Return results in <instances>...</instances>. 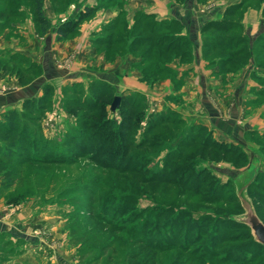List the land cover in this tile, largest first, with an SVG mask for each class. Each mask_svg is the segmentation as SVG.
<instances>
[{
    "label": "rangeland",
    "instance_id": "rangeland-1",
    "mask_svg": "<svg viewBox=\"0 0 264 264\" xmlns=\"http://www.w3.org/2000/svg\"><path fill=\"white\" fill-rule=\"evenodd\" d=\"M101 1L45 0L43 11L51 26L41 33L33 22L32 0H4L8 12L23 13L7 15L8 26L0 28L15 46L0 48V66L14 53L24 56V64L22 68L9 62L6 71H0V80L5 81L1 86L14 90L37 83L34 99L45 96L44 103L52 105L46 107L38 126L29 130L22 155L13 162L0 159V256L13 254L9 264H128L127 257L135 255L146 264L145 254L149 259L160 251L169 253V258L172 254L185 259L194 252L264 264V250L253 240L251 230L231 220L245 214L240 196L248 197L254 207L262 206V211L264 206V0H167L163 7L173 12L168 19L148 13L147 29L163 22L176 29L172 35L186 31L191 38L190 32H196L199 40L200 32L203 41L212 32L227 34L208 22L229 18L236 23L228 32L245 40L238 48L221 49L208 57L196 46L197 39H191L188 63L203 60L211 70L194 68V75L185 74L190 85L171 84L180 93L167 89L170 76L135 64L147 46L129 45L123 38L139 16L137 11L132 17L129 13L154 9L149 4L152 0H118L116 7L123 9L120 20L125 24L109 36L105 23L92 55L82 57L79 43L68 42L81 29H92L100 9L115 6ZM89 5L98 7L95 13L79 24L78 32L58 40L68 44L57 52L62 76L57 79L56 69L50 73L28 50L44 42L60 23L72 25ZM146 21L144 34L149 32ZM118 36L122 39L117 40ZM109 41L112 48L104 43ZM246 45L257 47L253 56L248 50L239 51ZM157 54L155 49L152 59ZM122 56L134 61L131 65L122 58V70L124 65L131 67L126 76L142 83L129 84L130 79H124V85L113 77L109 65ZM225 57H230L229 63L222 62ZM96 84L104 86L105 92H97ZM183 88H187L186 100L181 96ZM122 95L132 96L133 107L125 106L129 102ZM116 96L121 100L113 110ZM29 98L33 97L25 99ZM23 99L17 102L20 112ZM35 109L40 110L36 105ZM135 110L140 114L132 113ZM172 112L183 121L160 124L161 116ZM131 114L136 121L128 122L126 129L125 117L128 121ZM190 127L196 133L195 142L181 144ZM94 137L99 147L92 145ZM80 138L87 143L83 145ZM206 139L215 143L203 149ZM123 176L129 185L123 183ZM101 253L103 260L87 261ZM212 262L218 264L215 259Z\"/></svg>",
    "mask_w": 264,
    "mask_h": 264
},
{
    "label": "trees",
    "instance_id": "trees-1",
    "mask_svg": "<svg viewBox=\"0 0 264 264\" xmlns=\"http://www.w3.org/2000/svg\"><path fill=\"white\" fill-rule=\"evenodd\" d=\"M6 1L7 2H11V1L14 2L15 0H6ZM32 1H33V22L35 25H38L37 26V32L46 33L48 30V27L51 26V22L45 16L44 11H43L45 0H32ZM101 2L107 3L109 6L115 5L114 7L119 6L118 4H120V3H118V0H102ZM241 3L239 2L236 5L228 8L227 14H231L234 11V10H232V9H234L233 7L237 8ZM5 4H6V2H4V0L0 1V6H2V7H0V19H1L0 20V28H4V26H6V27L8 26L9 21L6 18L7 15L9 17L12 15H17L18 12L23 13L22 11H20L18 9H13V10H10V12H8L6 10V8L4 7ZM110 7H112V6H110ZM97 8L98 7H95L94 5L93 6L92 5L86 6V8L84 10H82V12L77 14L76 21L72 25H69L66 22L60 23L58 25V28H56V30H55L56 39L57 40H63V39L69 38V36L71 37L72 33L78 32L79 24L82 21H84L85 19H89V17H91L95 13ZM138 13H139V16L137 15V18L134 19V24H133L132 28L130 29L129 34L126 36H123V38L128 39L130 41L129 45L132 43V45H135V46H142V47L144 45L147 46L146 51L142 52L140 58L138 59L139 61L135 64H137L138 67L143 66V69H151L150 72H154L156 75H159V76L168 75V76H170V78L174 81L175 85L181 84L182 81L179 80L177 77L178 72L171 69L168 65H169V63H171L176 58L180 59L179 61H181V62L182 61L188 62L189 59H191V52L192 51L190 49H191V46L193 45L191 38H189V36L182 35L181 33H179L180 31L177 32V35H172L175 32L174 30H176V29L172 28L171 24L166 25V23L164 24L163 22L162 23H160V22L154 23L153 22L154 24H152V26H150L151 28L147 29V24H149V23H147L145 18L146 17L148 18L149 14H146L147 15L146 16L145 13H143V12H137L136 14H138ZM18 15H20V14H18ZM151 15H152V17H154L153 14H151ZM144 21H146L144 27H145V29H147L149 31L148 34L143 33L144 31L142 29V26L144 24ZM120 22L121 23L119 26H122L123 25L122 20ZM218 22H221V21L216 20L215 22H211V23L208 22L209 24L207 23V25H211V27H214V29H219V27H222L221 29H223L225 31L223 33H227V34L223 35V34H219L218 32L215 34V32H212L208 38H206V36H208V35L204 36L205 39L203 41L202 51H204V54L208 57H210L211 54H213V53H219V51L221 49L224 50V49H229V48H233V47L238 48L240 43H243L245 41L243 36L236 37L234 35H231L230 32H228L229 27L232 26L233 24H235L236 22H234L233 20H231L229 18L225 19L223 22H221V26H219ZM76 23H78V26L76 25ZM140 24H142V25H140ZM119 26H118V23H117V25L111 24V25L106 26L104 28V31L109 32L108 35L111 36V34H115L117 32L116 29ZM236 27H237V25H236ZM118 32H121V31H118ZM138 32H141V33H138ZM132 33H134V34H132ZM119 39H122V38L121 37L119 38V36H118L117 40H119ZM101 43H103V42H101ZM104 43H107L109 46L112 45L111 41L104 42ZM162 47L165 49L162 50ZM255 48H257L255 45H253V46L251 45V47H248L246 45V46H241L239 48V51L248 50L249 54L253 56L256 53ZM155 49H156V52L158 53L157 54L158 57L156 56L157 59L156 58L152 59V55H153V52L155 51ZM127 50H129V48ZM11 57L12 58L10 60H6L5 63L1 64L0 71H2V73L5 69L8 68L9 62H13V63L17 62L18 65H20L23 68L22 65L24 64V61H21L22 58L24 57L23 55L14 53V54H11ZM17 57H20L19 61H17ZM229 58L230 57H225L224 59H222V62L225 64L229 63L230 62ZM33 68H35V67H33ZM30 69H31V67L29 66L28 70H30ZM0 77H1V74H0ZM143 77L147 78L146 75H144ZM94 88L97 90V92H99V90H102V92L104 93L106 90V89H104V86H102L100 84H96V87H94ZM109 90H111V89H109ZM122 97H124L123 100L126 99V102H129L125 106H129L130 108L133 107V103L130 102V99L132 98V96L122 95ZM65 98L67 99V97H65ZM68 99L70 100V98H68ZM44 100H45V96H42V98H39L37 100L34 99V97L29 98V99L24 100V102L22 104V111L21 112H20V109H16V108L1 112V119H0V159L7 157L11 162H13L14 160L18 159L19 156L22 155V148L24 147L22 144L23 140L25 138L27 139L28 134L32 132V131L30 132L29 130L35 129L38 126L42 117L45 115L44 113H45V109H47L46 107H48V109H49L50 106L52 105L51 101H49L45 104ZM35 105L40 108L39 111H37L35 109ZM136 108H137V104L135 105V109ZM75 109H77V108H75ZM75 109H74L75 112H79V111H77L78 109L77 110H75ZM123 111L125 113V111H127V110L124 108ZM132 113L140 114V111L135 110ZM93 114H94V112H92L90 115L92 116ZM167 115H168V116H166L167 119L164 117V115L161 116L160 120H158V121H160V124H162L161 122H163V121H165L164 123H168V122L178 123V122L183 121V119H181L180 117L177 118L178 115H176L175 112H172L170 114L168 113ZM125 118L126 119H125L124 126L127 127L126 129H129L130 124H128V122L134 123L136 121V119L134 117V114H131L128 117L129 118L128 121H126L127 117H125ZM85 120H86V118H85ZM32 125H35V127L32 128ZM190 129H186L187 131H190V132H189V134H187L185 137H183L179 141L181 144L182 143L191 144V143L195 142V140H193L192 138H194L196 136V133L194 132L193 128L190 127ZM34 137H37V136H34ZM82 137L85 138V135H83ZM83 138H80V139L83 141V145H84L85 143H87V140L85 141V140H83ZM202 141H204L202 143V145L204 146L203 149L208 148L209 142H211V143L214 142V140L210 141L208 139L202 140ZM98 143L99 142H96L95 137H94L92 139V145L99 147ZM7 148L9 150H7ZM202 154H205L204 151H202ZM116 175L117 174H115V176ZM122 179H124L123 183H126V185H129L130 181L129 182L126 181V176ZM154 190H155V188H154ZM259 199L262 200V198H259ZM239 200H240V198H239ZM256 200H258V199H256ZM186 201H188V200H186ZM240 202H241V200H240ZM262 203L264 205V202H262ZM259 207L262 208V206L256 205L255 210H256V213L261 218V220L264 222V206H263V211ZM241 208L244 211V207L242 205V202H241ZM231 220L236 221L240 224H243L251 230V228L246 223L235 220L233 218H231ZM251 234H252L253 240L264 250V245L255 239L252 230H251ZM142 239L143 238H139V241ZM140 243H142V242H140ZM101 256H102V253L97 255V256H94L93 258H91L92 256H89L87 261L94 262V261L103 260L101 258ZM192 256H193V258H192ZM102 257H104V255ZM135 257H136L135 255L130 256L129 258L127 257L128 261L130 262L128 264H142V262H140V259L135 258ZM112 258L113 257L111 255L107 256V259L109 261L112 260ZM184 258L185 259L179 258L178 255H172V254L169 258V253L158 251L157 253L155 252L154 254H152V257H150L148 259L146 257V254H145L146 264H212L213 259H215L218 264H229V262L232 264H243V262L232 261L227 255H216L213 253H202V254L201 253H195L194 254V252H191L189 255L185 256ZM181 259H183V260H181ZM161 260H163V261L160 262Z\"/></svg>",
    "mask_w": 264,
    "mask_h": 264
},
{
    "label": "crops",
    "instance_id": "crops-1",
    "mask_svg": "<svg viewBox=\"0 0 264 264\" xmlns=\"http://www.w3.org/2000/svg\"><path fill=\"white\" fill-rule=\"evenodd\" d=\"M167 3H168L167 0H164V2H163V0H154V1L152 0V2L150 1L149 4L151 5V7H154V9L152 8L151 10L147 9L146 11H144V9L139 8V9H134L133 12L131 11L129 14L132 17V16H135L133 14L136 11L141 12V10H143L147 14L151 11V13H154L158 19H164V18L168 19L173 14V12H169V10L164 9L163 5H167ZM121 12H123V9L121 10V8H118V7H113V8L109 7L108 10L100 9L99 13L97 12L98 16H96L97 17V18H95L96 20H93L91 22V25L94 24V26H92V29L91 30L87 29V31H85L84 29L83 30L81 29V31H80L81 34H79L77 37H75L74 38L75 40H68V42L71 41L73 44L79 43L78 47L80 48V53H81L82 57L92 55L95 52V50H97L96 46H98V45H94V44H97V43H95V40L98 39L99 37H101V35H102V34H99V32H102L101 28L103 27V25L105 23H107V25H111V24L117 25V23H118V26H119L121 23L120 19L122 17ZM168 13L170 16L168 15ZM174 15L176 16L178 14L174 13ZM99 16H101V18ZM132 23H133V21H132ZM132 23L129 20V26H131ZM122 24L123 25L125 24L124 20L122 21ZM188 27H189V25H188ZM1 33L2 32H0V48L4 47V49L5 48L11 49V46H14V45L12 44L11 41H7L8 39L6 40L5 33H2V34ZM188 33L189 32H186V31H183V33L181 32V34L185 35V36H188L189 35ZM195 33L190 32V37H191V39H194L196 41L197 37L195 36L196 35ZM95 34H97V35H95ZM30 35L32 36L31 33H30ZM92 36H96V38L93 40V39H91ZM201 37H202L201 33L199 32V40L197 39L196 46L198 45V47L202 51L203 40L201 39ZM14 39H16V38H13L11 40H14ZM42 41H44V42H42L41 44H38L37 46H33L32 50H28L31 52L29 54H31L35 60L39 61L40 63H43L44 67L47 68V70L50 73L53 72L54 69H56V71L58 72V75L60 76L57 79H61L62 78L61 70H60L61 67L59 66V63H58L59 55H57V52H63L65 50V47L67 46L68 42L58 41L56 39V33L55 32L49 33L47 39H44ZM46 41H48V42H46ZM110 48H111V45H110ZM16 50H17V52H25L23 49H16ZM42 50L44 51V53ZM40 52H41V54H40ZM33 53L36 54V58L33 55ZM97 54H99V53H97ZM116 58L117 57H114L113 61H115V62H113V64L109 65V71H112L113 77L117 78V81L120 80V83H122L124 85L127 83L125 81L126 79H130L129 80L130 83L128 82L129 84H139L140 81L138 82V80L134 76H132V77L126 76L127 74H130V72H129L131 70L130 64L133 65L134 61H131L133 58L130 57V59H129V56H122L121 59L118 58L117 61H116ZM122 58L124 60H128L130 63L129 65H124L123 70H122V66L120 65V64H124V60H122ZM125 64H128V63H125ZM206 64L207 63L203 60H200V62L197 64H189L188 62L181 63L180 61L176 60V61H172L171 63H169L168 66L171 69L178 72L177 77L179 80L182 81L181 84H186L185 86H187V85H190L189 80H188L190 78H189V75L186 76L185 74L190 73V75H194V72H193L194 68H199L200 66H202L204 68V70H206V71L211 70V69H207L209 67H207ZM118 69H120V70H118ZM98 77H96V78H98ZM56 81H59V80H56ZM169 81L165 82L167 89H169V91L172 90L173 93H180L176 90L175 87H173V88L171 87V84H174V81L173 80H172L173 82L172 81L169 82ZM4 82L5 81H3L2 79L0 80V116H1V112L6 111L8 109L9 110L15 109V108L19 109L17 102L21 101L23 98L24 99L27 98L28 96L34 97V91H35L36 87H38L37 83H33L31 85L19 87L18 89L8 90V88H4L3 86H1V85H3L2 83H4ZM140 83H142V82H140ZM186 89H184V88L181 89V92H182L181 96H182V98L184 97V100H186L185 96H187ZM173 95H175V94H173ZM210 108L212 109V106ZM216 108L220 112V114H218V116H222V114H223L222 110L219 107H216ZM217 109H215L213 111L217 112ZM187 117H189V116H187ZM13 257H14L13 254H9V255L8 254H2L0 256V264H6L4 262L6 260H8V261H6L8 264L10 262L12 263V261H14V260H12Z\"/></svg>",
    "mask_w": 264,
    "mask_h": 264
},
{
    "label": "water",
    "instance_id": "water-1",
    "mask_svg": "<svg viewBox=\"0 0 264 264\" xmlns=\"http://www.w3.org/2000/svg\"><path fill=\"white\" fill-rule=\"evenodd\" d=\"M121 96H116L112 109L115 110L120 104ZM240 200L244 207V216L238 221L246 223L252 230L255 239L264 245V222L256 213L255 207L252 201L248 197L240 196Z\"/></svg>",
    "mask_w": 264,
    "mask_h": 264
}]
</instances>
